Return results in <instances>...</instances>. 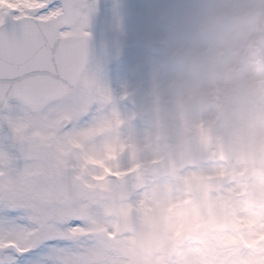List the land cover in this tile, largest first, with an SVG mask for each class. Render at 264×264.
<instances>
[{
  "label": "clouds",
  "instance_id": "clouds-1",
  "mask_svg": "<svg viewBox=\"0 0 264 264\" xmlns=\"http://www.w3.org/2000/svg\"><path fill=\"white\" fill-rule=\"evenodd\" d=\"M158 21L121 94L135 111L109 88L93 264H264V0H175Z\"/></svg>",
  "mask_w": 264,
  "mask_h": 264
},
{
  "label": "snow or ice",
  "instance_id": "snow-or-ice-1",
  "mask_svg": "<svg viewBox=\"0 0 264 264\" xmlns=\"http://www.w3.org/2000/svg\"><path fill=\"white\" fill-rule=\"evenodd\" d=\"M94 12L0 0V264H93L86 227L113 158L112 96L88 67Z\"/></svg>",
  "mask_w": 264,
  "mask_h": 264
},
{
  "label": "rangeland",
  "instance_id": "rangeland-1",
  "mask_svg": "<svg viewBox=\"0 0 264 264\" xmlns=\"http://www.w3.org/2000/svg\"><path fill=\"white\" fill-rule=\"evenodd\" d=\"M98 1L101 4L105 2L102 8L98 7L100 19L111 22L110 26L113 27L104 31L107 28L96 22L99 19L97 13L92 14L88 67L91 70L99 69L102 81L112 91L115 107L124 116L135 111L132 101L136 96L121 99V94L125 89L132 91L142 85L146 70L141 64L152 55L147 47L148 41L162 29L158 21L160 13L175 0H129L131 10L124 9L125 2L118 5L112 2L114 6H122V9H117L106 5L109 0ZM117 51L122 53L118 59L115 58Z\"/></svg>",
  "mask_w": 264,
  "mask_h": 264
},
{
  "label": "bare ground",
  "instance_id": "bare-ground-1",
  "mask_svg": "<svg viewBox=\"0 0 264 264\" xmlns=\"http://www.w3.org/2000/svg\"><path fill=\"white\" fill-rule=\"evenodd\" d=\"M105 1V0H104ZM92 2V1H91ZM124 2V0H117V5L118 4H121V3H123ZM103 3H105V2H103ZM102 3V4H103ZM101 3H99L97 0H95V12L94 13H97L98 11H99V9H98V7H100V8H102L103 6H101L102 5ZM106 5H108V6H113L114 8H117V9H122V6H114V5H112L111 3H106ZM124 6V9H130V8H132V6L131 5H129V4H125V5H123ZM97 17L99 18V19H97V21L96 22H99V24L102 26V27H105V28H112L113 26H110L111 25V22H109V21H106V20H101L100 19V15L97 13ZM90 19H91V17H90Z\"/></svg>",
  "mask_w": 264,
  "mask_h": 264
},
{
  "label": "flooded vegetation",
  "instance_id": "flooded-vegetation-1",
  "mask_svg": "<svg viewBox=\"0 0 264 264\" xmlns=\"http://www.w3.org/2000/svg\"><path fill=\"white\" fill-rule=\"evenodd\" d=\"M91 1H92V0H88L89 3H91ZM97 1H98V0H97ZM98 2H99V1H98ZM108 2H114V3H117V0H109ZM124 2H125L126 4L131 5V4L129 3V0H124ZM121 4H122V3H121ZM123 5H125V4H123ZM128 10H131V8L128 9ZM109 29H112V28H107V29H105L104 31H107V30H109ZM87 31H88L90 34L93 32V30H91V28H90V20H89V26H88V28H87Z\"/></svg>",
  "mask_w": 264,
  "mask_h": 264
},
{
  "label": "water",
  "instance_id": "water-1",
  "mask_svg": "<svg viewBox=\"0 0 264 264\" xmlns=\"http://www.w3.org/2000/svg\"><path fill=\"white\" fill-rule=\"evenodd\" d=\"M89 49V48H88ZM151 51V50H150ZM89 56H90V51H89ZM120 55L119 54H117L116 55V57L118 58ZM142 73H144V70L142 69V71H141Z\"/></svg>",
  "mask_w": 264,
  "mask_h": 264
}]
</instances>
